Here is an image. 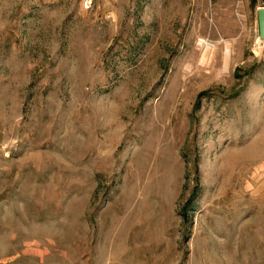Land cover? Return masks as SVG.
Wrapping results in <instances>:
<instances>
[{"label": "rangeland", "instance_id": "374dc122", "mask_svg": "<svg viewBox=\"0 0 264 264\" xmlns=\"http://www.w3.org/2000/svg\"><path fill=\"white\" fill-rule=\"evenodd\" d=\"M264 0H0V264H264Z\"/></svg>", "mask_w": 264, "mask_h": 264}, {"label": "water", "instance_id": "95a60500", "mask_svg": "<svg viewBox=\"0 0 264 264\" xmlns=\"http://www.w3.org/2000/svg\"><path fill=\"white\" fill-rule=\"evenodd\" d=\"M257 24L258 26V32H259V38L260 40L264 39V6L258 8L257 10Z\"/></svg>", "mask_w": 264, "mask_h": 264}]
</instances>
